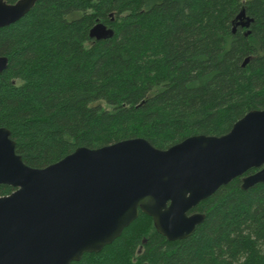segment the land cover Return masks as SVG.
<instances>
[{"label":"trees","instance_id":"16d2710c","mask_svg":"<svg viewBox=\"0 0 264 264\" xmlns=\"http://www.w3.org/2000/svg\"><path fill=\"white\" fill-rule=\"evenodd\" d=\"M241 11L251 21L233 31ZM96 23L112 36L91 38ZM0 56V127L28 166L135 137L165 149L264 109V0H35L0 28ZM241 184L191 209L204 220L184 239L139 210L71 264H264V182ZM14 189L0 184V196Z\"/></svg>","mask_w":264,"mask_h":264},{"label":"water","instance_id":"95a60500","mask_svg":"<svg viewBox=\"0 0 264 264\" xmlns=\"http://www.w3.org/2000/svg\"><path fill=\"white\" fill-rule=\"evenodd\" d=\"M34 2L0 0V28ZM250 21L241 11L233 31ZM112 34L103 23L89 32L97 40ZM6 66L0 56V72ZM238 176L243 189L264 182V109L221 136L192 135L165 149L142 137L78 147L42 168L25 164L0 127V184L15 188L0 196V264H71L110 244L139 210L167 240L184 239L204 220L191 209Z\"/></svg>","mask_w":264,"mask_h":264}]
</instances>
